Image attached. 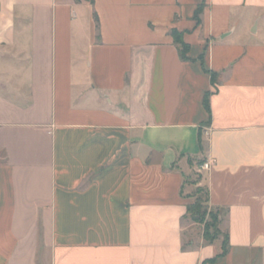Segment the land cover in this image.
<instances>
[{"label": "crops", "instance_id": "0c3cea01", "mask_svg": "<svg viewBox=\"0 0 264 264\" xmlns=\"http://www.w3.org/2000/svg\"><path fill=\"white\" fill-rule=\"evenodd\" d=\"M204 262L264 264V0H0V264Z\"/></svg>", "mask_w": 264, "mask_h": 264}, {"label": "trees", "instance_id": "16d2710c", "mask_svg": "<svg viewBox=\"0 0 264 264\" xmlns=\"http://www.w3.org/2000/svg\"><path fill=\"white\" fill-rule=\"evenodd\" d=\"M176 40L180 44V50H181V53H182V56H183L184 55L183 51L186 50V45L184 44V42L182 41L181 38H177L176 37ZM205 105H206V107L208 109H210V107H209V95H206V97H205ZM200 203H201V201H200V198L198 197L196 202L190 207L191 217L196 222H200L201 221V217H203V214L201 213ZM212 219H213L214 222L212 224L206 223L205 229H204V239L208 243H212L215 240H217L218 239V235L220 234L219 225H220V221L221 220L219 219V215L213 213L212 214ZM222 249H223L222 255L227 254L228 251H229L228 234H226V236H225V240H224V242L222 244ZM204 264H205V262H204Z\"/></svg>", "mask_w": 264, "mask_h": 264}, {"label": "rangeland", "instance_id": "374dc122", "mask_svg": "<svg viewBox=\"0 0 264 264\" xmlns=\"http://www.w3.org/2000/svg\"><path fill=\"white\" fill-rule=\"evenodd\" d=\"M202 177H203V173L200 172L199 170L194 172L193 175H192V178H194L195 180H199ZM199 198H200V201H201L200 206H201V213L203 214V217H201V221L198 222V223H200L202 225L203 230L205 229L206 223L212 224L214 222L213 219H212V214L213 213L218 214L219 215V219L222 221V219H223L222 212H220V211H218L216 209H213V208H211L209 206L208 198H207V191L204 188H200L199 189ZM221 221H220V224H221ZM219 228H220V234L218 235V239L223 244V242L225 240L226 232L224 230H222L220 225H219Z\"/></svg>", "mask_w": 264, "mask_h": 264}, {"label": "built area", "instance_id": "2783aa9c", "mask_svg": "<svg viewBox=\"0 0 264 264\" xmlns=\"http://www.w3.org/2000/svg\"><path fill=\"white\" fill-rule=\"evenodd\" d=\"M211 167H212V163H211V162H209V161H204L203 163H201V164L199 165L198 170H199L200 172L204 173V172L209 171V170L211 169Z\"/></svg>", "mask_w": 264, "mask_h": 264}]
</instances>
